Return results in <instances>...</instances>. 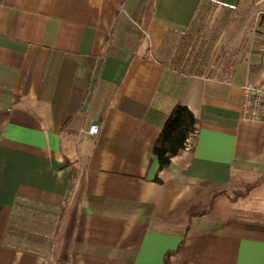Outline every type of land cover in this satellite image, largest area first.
Wrapping results in <instances>:
<instances>
[{"label": "crops", "instance_id": "1", "mask_svg": "<svg viewBox=\"0 0 264 264\" xmlns=\"http://www.w3.org/2000/svg\"><path fill=\"white\" fill-rule=\"evenodd\" d=\"M247 82L264 0H0V264H264ZM177 104L196 130L159 168Z\"/></svg>", "mask_w": 264, "mask_h": 264}, {"label": "trees", "instance_id": "2", "mask_svg": "<svg viewBox=\"0 0 264 264\" xmlns=\"http://www.w3.org/2000/svg\"><path fill=\"white\" fill-rule=\"evenodd\" d=\"M195 130L196 120L190 110L186 106L175 105L152 147L159 168L168 163Z\"/></svg>", "mask_w": 264, "mask_h": 264}, {"label": "built area", "instance_id": "3", "mask_svg": "<svg viewBox=\"0 0 264 264\" xmlns=\"http://www.w3.org/2000/svg\"><path fill=\"white\" fill-rule=\"evenodd\" d=\"M241 110L243 115L251 120L264 123V88L247 82L241 87ZM98 125L91 123L86 128V133L95 134ZM186 142L184 143L185 146Z\"/></svg>", "mask_w": 264, "mask_h": 264}]
</instances>
